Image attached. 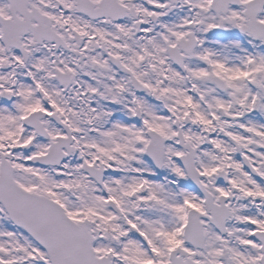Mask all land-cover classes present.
Wrapping results in <instances>:
<instances>
[{
    "label": "snow or ice",
    "instance_id": "obj_1",
    "mask_svg": "<svg viewBox=\"0 0 264 264\" xmlns=\"http://www.w3.org/2000/svg\"><path fill=\"white\" fill-rule=\"evenodd\" d=\"M0 264H264V0H0Z\"/></svg>",
    "mask_w": 264,
    "mask_h": 264
}]
</instances>
